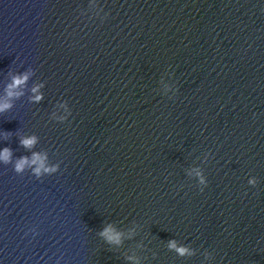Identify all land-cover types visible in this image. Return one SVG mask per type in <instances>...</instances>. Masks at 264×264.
I'll return each mask as SVG.
<instances>
[{
    "label": "water",
    "instance_id": "obj_1",
    "mask_svg": "<svg viewBox=\"0 0 264 264\" xmlns=\"http://www.w3.org/2000/svg\"><path fill=\"white\" fill-rule=\"evenodd\" d=\"M5 102L0 264H264V0H0Z\"/></svg>",
    "mask_w": 264,
    "mask_h": 264
},
{
    "label": "clouds",
    "instance_id": "obj_2",
    "mask_svg": "<svg viewBox=\"0 0 264 264\" xmlns=\"http://www.w3.org/2000/svg\"><path fill=\"white\" fill-rule=\"evenodd\" d=\"M28 80L27 74L23 76H17L13 78V81L11 84L8 85V91L7 95L9 97L13 96H19L20 93L14 91L15 89L19 88L21 85L25 84ZM33 92H37L38 88H33ZM42 97L40 95H36L34 97L35 101H39ZM12 105L10 103H0V112L6 111L9 109ZM37 142V138L35 136L26 137L21 140V144L25 148H32L35 143ZM11 158V150L8 148L3 149L0 151V160L4 161L5 163H8ZM26 165H37V167L34 169L35 174L39 176L41 172H54L56 169L55 167L49 168L45 166V156L39 154V153H33L31 160H29L27 157L20 158L16 164H15V170L17 172H21ZM199 175V173H197ZM203 179H201V183H203ZM250 183H254V181H250ZM100 235L108 242V243H115L119 244L121 239V233L117 232L111 225L105 227L102 232H100ZM169 247L171 249H175L180 255H191L190 251L187 248L183 247H177L175 241L169 242Z\"/></svg>",
    "mask_w": 264,
    "mask_h": 264
}]
</instances>
